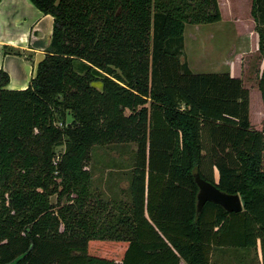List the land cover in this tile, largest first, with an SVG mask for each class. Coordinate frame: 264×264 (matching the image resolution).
Here are the masks:
<instances>
[{
    "label": "trees",
    "instance_id": "trees-1",
    "mask_svg": "<svg viewBox=\"0 0 264 264\" xmlns=\"http://www.w3.org/2000/svg\"><path fill=\"white\" fill-rule=\"evenodd\" d=\"M30 1L53 26L26 88L0 69V264H212L214 246L258 243L264 264V119L241 78L182 59L218 1ZM251 9L264 58V0ZM257 87L264 112V62ZM111 143H135L126 199L92 186ZM195 173L242 210L198 212Z\"/></svg>",
    "mask_w": 264,
    "mask_h": 264
},
{
    "label": "rangeland",
    "instance_id": "rangeland-1",
    "mask_svg": "<svg viewBox=\"0 0 264 264\" xmlns=\"http://www.w3.org/2000/svg\"><path fill=\"white\" fill-rule=\"evenodd\" d=\"M218 1L222 15L220 21L186 25L182 59L195 73L228 71L241 78L249 93L250 123L254 128H260L264 112L257 79L264 58L258 49V22L251 12L252 0ZM134 150L135 143L93 146L88 163L92 186L105 198L126 199L122 191L128 186ZM257 250L261 254L259 243Z\"/></svg>",
    "mask_w": 264,
    "mask_h": 264
},
{
    "label": "crops",
    "instance_id": "crops-1",
    "mask_svg": "<svg viewBox=\"0 0 264 264\" xmlns=\"http://www.w3.org/2000/svg\"><path fill=\"white\" fill-rule=\"evenodd\" d=\"M218 5L221 12L219 1ZM52 26L53 17L42 13L30 0H0V69L9 75L7 88L18 90L28 86L50 43ZM4 46L11 51L6 53ZM257 249L258 245L256 250L214 246L211 263L263 264ZM179 264L185 262L181 259Z\"/></svg>",
    "mask_w": 264,
    "mask_h": 264
},
{
    "label": "water",
    "instance_id": "water-1",
    "mask_svg": "<svg viewBox=\"0 0 264 264\" xmlns=\"http://www.w3.org/2000/svg\"><path fill=\"white\" fill-rule=\"evenodd\" d=\"M194 179L198 187L196 204L198 212L207 201L219 204L229 212H239L242 210L243 204L238 194H229L221 191L216 185L202 179L198 173H195Z\"/></svg>",
    "mask_w": 264,
    "mask_h": 264
}]
</instances>
